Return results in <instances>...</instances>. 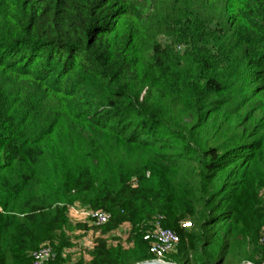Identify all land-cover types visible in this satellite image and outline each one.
<instances>
[{
    "label": "trees",
    "instance_id": "obj_1",
    "mask_svg": "<svg viewBox=\"0 0 264 264\" xmlns=\"http://www.w3.org/2000/svg\"><path fill=\"white\" fill-rule=\"evenodd\" d=\"M263 188L264 0H0V264L151 261L158 217L168 263L261 264ZM77 202L110 218L72 262Z\"/></svg>",
    "mask_w": 264,
    "mask_h": 264
},
{
    "label": "rangeland",
    "instance_id": "obj_2",
    "mask_svg": "<svg viewBox=\"0 0 264 264\" xmlns=\"http://www.w3.org/2000/svg\"><path fill=\"white\" fill-rule=\"evenodd\" d=\"M159 40L162 41V44L167 42V39L165 37H163V38L161 37ZM51 145H53V143H51V144L48 143V147L50 149L52 148ZM50 151L51 150L46 152L47 155L44 158V169H52V168L56 167L57 165H59L62 161V158L59 157L58 155H55V154L49 155ZM58 176H60V175H57V177ZM149 176L150 175L147 173V177H149ZM259 200L261 201V203L259 204V207L264 208V188L259 193ZM74 206H78L79 208H81L80 206H82V204L80 202H77ZM81 209H84V208H81ZM84 210H86V209H84ZM68 218H69V223H70L71 228L65 229V235L67 236V238L70 241L71 248L69 250L67 249L66 251L69 252V255L71 257L73 256L72 258L75 257V259H76V257L79 256V254H84L85 250H87V249H89V247H91V245L93 244L94 236L99 235V231H98L99 226H95L91 221L85 220L84 218H82L79 215H75L73 213L71 214V212L68 213ZM79 223L86 225L87 229L86 230L77 229L76 225ZM93 228H95V229H93ZM179 229H181L183 231L184 230L191 231L192 229H195V224H194V221L192 220V218L187 217L186 219L181 220L179 222ZM127 231H129V230L122 229L120 232H118V234L116 236L118 238H116L114 236L109 237L110 243L116 244V243L121 241V242H123V244L125 246H127L126 245L127 243L125 244V241H127L126 240L127 239ZM173 231H175V230H173ZM175 232L179 235V233L177 231H175ZM112 235L113 234H111L110 236H112ZM81 243H83L84 246L81 245ZM49 245H51L52 247L54 246V244H52V243H49ZM253 247H254L253 245H248V247H246V251L240 252L241 255L238 257V259H244V258L250 259L251 257H253V255H256V253H254L252 251ZM68 252H67V255H68ZM72 258H71V260H72ZM176 258L178 259V256L174 257L173 260H176ZM240 263H241V261H240ZM246 263H249V262L242 261L241 264H246Z\"/></svg>",
    "mask_w": 264,
    "mask_h": 264
},
{
    "label": "built area",
    "instance_id": "obj_3",
    "mask_svg": "<svg viewBox=\"0 0 264 264\" xmlns=\"http://www.w3.org/2000/svg\"><path fill=\"white\" fill-rule=\"evenodd\" d=\"M69 212L91 221L95 226L106 224L110 218V215L104 211L84 210L78 206H72ZM161 219V217L156 219L153 228L146 234L144 240L150 241L149 253L154 257L153 261L168 263L165 259L169 254L176 252L180 238L175 231L163 228L161 226ZM260 242L264 244V233L261 236ZM55 255V251L51 245L43 244L30 253L29 264H47L55 258ZM261 264H264V259Z\"/></svg>",
    "mask_w": 264,
    "mask_h": 264
},
{
    "label": "crops",
    "instance_id": "obj_4",
    "mask_svg": "<svg viewBox=\"0 0 264 264\" xmlns=\"http://www.w3.org/2000/svg\"><path fill=\"white\" fill-rule=\"evenodd\" d=\"M122 229H127V230H129L130 231V227H129V225L128 224H124V225H122L118 230H116L115 232H112L111 234H113L112 236H110L111 234H109L108 236H106V237H108V239H109V237H116L117 236V234H118V232H120ZM129 231H127V237H128V233H129ZM95 237H97V236H94V238ZM116 238H118V237H116ZM94 240V239H93ZM127 240V239H126ZM119 243V242H118ZM127 243V241H125V244ZM109 244H112V243H110V241H109ZM117 244V243H116ZM120 244L121 245H123L124 247H128L129 246V243L128 244H126L127 246H125L124 244H123V242H121L120 241ZM81 245H83L84 246V244L83 243H81ZM114 245V244H113ZM92 246H93V244L91 245V247H89V249H87V250H85V252H84V254H79V256L78 257H76V259H75V257L74 258H72L70 255H69V252L68 251H66L65 253H66V255H67V252H68V255L72 258V262H74V261H76L77 259H79V257H84V259L87 261L88 259H89V257H88V252H90L91 251V249H92ZM69 250V249H68Z\"/></svg>",
    "mask_w": 264,
    "mask_h": 264
},
{
    "label": "water",
    "instance_id": "obj_5",
    "mask_svg": "<svg viewBox=\"0 0 264 264\" xmlns=\"http://www.w3.org/2000/svg\"><path fill=\"white\" fill-rule=\"evenodd\" d=\"M138 264H169V263H162V262L151 260V261H145V262L138 263ZM246 264H251V263H246Z\"/></svg>",
    "mask_w": 264,
    "mask_h": 264
}]
</instances>
